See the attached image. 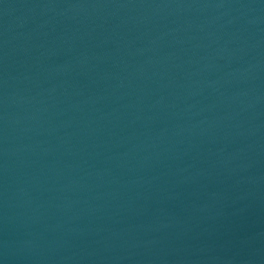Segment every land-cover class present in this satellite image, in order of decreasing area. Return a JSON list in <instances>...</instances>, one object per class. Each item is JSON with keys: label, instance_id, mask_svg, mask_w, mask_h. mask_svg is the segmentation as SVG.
<instances>
[{"label": "water", "instance_id": "water-1", "mask_svg": "<svg viewBox=\"0 0 264 264\" xmlns=\"http://www.w3.org/2000/svg\"><path fill=\"white\" fill-rule=\"evenodd\" d=\"M0 264H264V0H0Z\"/></svg>", "mask_w": 264, "mask_h": 264}]
</instances>
